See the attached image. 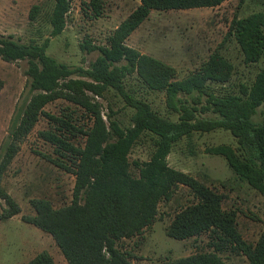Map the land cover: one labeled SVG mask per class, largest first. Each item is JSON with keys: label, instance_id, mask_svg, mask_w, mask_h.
<instances>
[{"label": "trees", "instance_id": "obj_1", "mask_svg": "<svg viewBox=\"0 0 264 264\" xmlns=\"http://www.w3.org/2000/svg\"><path fill=\"white\" fill-rule=\"evenodd\" d=\"M76 1L52 0L51 37L64 32ZM227 1L140 0V5L114 30L108 45H96L90 39L81 45L88 54H99L89 69L71 67L49 56L50 39L41 45L25 44L0 33V59L28 63L27 92L0 153V200L6 205L0 220L21 212L4 188L3 179L24 139L46 116L59 130L40 132V137L59 155L70 159V166L58 160L53 163L75 175L73 200L56 209L47 199H34L31 205L35 214L23 220L51 235L68 264H133L131 254L120 250L118 241L141 236L151 228L157 221L160 203L169 202L180 186L187 187L197 202L176 214L167 235L184 241L210 234L213 251L164 264H228L220 255L228 249L245 256L248 264H264V231L255 244L246 242L237 229L236 213L223 208V195L168 163L173 145L182 138L196 132L229 131L238 148L219 145L208 149V153L224 157L235 174L264 197V69L250 86L241 85L238 94L218 96L209 88V83L226 85L234 75V64L220 51L230 38L238 44L245 65L256 64L264 57V12L234 17L217 50L181 80L172 65L127 45L129 37L154 10L216 8ZM244 2L239 0V6ZM87 5L92 17L103 16L102 0H90ZM39 10L38 5L32 7L31 20L36 19ZM132 76L151 91L165 92L166 106L178 114V121L160 116L147 101L130 94L125 80ZM109 89L135 111L132 128L124 130L111 114L105 119L98 99ZM58 100L84 109L92 126L83 130L67 118L47 113L45 108ZM261 107L262 120L258 122L255 117ZM68 133L83 135L84 146L72 144ZM143 133L155 137L156 150L148 161L131 163L130 152ZM132 165L138 176L132 175ZM27 264L56 263L48 252H42Z\"/></svg>", "mask_w": 264, "mask_h": 264}, {"label": "rangeland", "instance_id": "obj_2", "mask_svg": "<svg viewBox=\"0 0 264 264\" xmlns=\"http://www.w3.org/2000/svg\"><path fill=\"white\" fill-rule=\"evenodd\" d=\"M104 13L100 18L91 15L90 0L73 3L64 32L51 37L50 16L52 0H0V33L13 36L25 44H43L50 39L47 54L71 67L89 69L98 52L88 54L81 45L90 39L96 45H108L114 30L140 5V0H102ZM40 6L35 20L30 19L33 6ZM264 12V0H228L216 8L151 12L149 18L129 37L127 45L140 52L172 65L179 80L198 70L217 50L227 35L234 17H247L254 12ZM235 66L229 83H209L210 90L218 96L238 94L241 85L250 86L256 75L264 69V57L260 62L245 65L236 41L230 38L220 50ZM27 61L14 63L0 59V153L8 138L11 121L17 107L27 92L25 74ZM128 92L137 99L147 101L160 116L178 121V114L166 106L165 92L151 91L136 77L125 80ZM105 119L109 114L120 127H133L135 111L128 107L113 89L106 91L102 99ZM262 107L256 121H261ZM51 115L71 120L78 128L92 126L90 115L81 107L58 100L45 108ZM204 117H212L205 114ZM57 124L42 117L33 131L20 145V151L4 176L3 186L21 208L20 214L0 220V264H27L36 255L48 252L56 264H68L53 237L26 223L25 216L35 214L31 201L47 199L58 209L73 200L75 175L59 167L53 160L71 165L68 157L55 151V147L40 137V132H58ZM76 147H83L85 137L79 133L66 134ZM228 145L238 148L237 140L229 131L218 129L210 133L196 132L184 137L172 147L169 165L188 173L224 197L223 208L237 215V229L243 239L255 244L264 231V197L246 181L241 180L230 168L226 159L208 153V149ZM156 150V140L150 133H143L133 146L129 160L148 161ZM131 173L138 176L132 165ZM197 202L191 191L180 186L169 202L158 207L155 224L141 236L118 241L120 250L131 254L133 264H164L169 260L196 253L211 252V235L204 234L184 241L167 235V228L177 213ZM6 207L0 200V214ZM228 264H248L245 256L231 250L220 253Z\"/></svg>", "mask_w": 264, "mask_h": 264}]
</instances>
